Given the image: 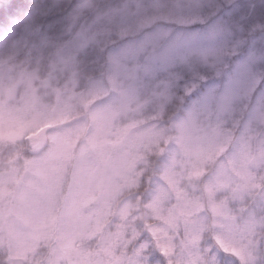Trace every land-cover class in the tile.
I'll list each match as a JSON object with an SVG mask.
<instances>
[{
  "label": "clouds",
  "instance_id": "9594fccd",
  "mask_svg": "<svg viewBox=\"0 0 264 264\" xmlns=\"http://www.w3.org/2000/svg\"><path fill=\"white\" fill-rule=\"evenodd\" d=\"M0 264H264V24L0 5Z\"/></svg>",
  "mask_w": 264,
  "mask_h": 264
},
{
  "label": "trees",
  "instance_id": "16d2710c",
  "mask_svg": "<svg viewBox=\"0 0 264 264\" xmlns=\"http://www.w3.org/2000/svg\"><path fill=\"white\" fill-rule=\"evenodd\" d=\"M262 0H258V3L256 5L259 7L260 2ZM7 2V0H0V5H4ZM65 3L68 2V0H64ZM245 0H224V3L226 4V14L228 15H237L239 17V23L240 25H249V24H255V25H262L264 24V8L252 12V9L246 8L245 10H242L240 8L233 7L234 5H240L244 3ZM260 28L257 27V31H259ZM229 251V250H227ZM231 252V251H229ZM232 253V252H231Z\"/></svg>",
  "mask_w": 264,
  "mask_h": 264
},
{
  "label": "rangeland",
  "instance_id": "374dc122",
  "mask_svg": "<svg viewBox=\"0 0 264 264\" xmlns=\"http://www.w3.org/2000/svg\"><path fill=\"white\" fill-rule=\"evenodd\" d=\"M256 3H258V0H245L244 3L240 4V6H241L240 9L245 10L246 8H248V9H252V12L253 11L256 12V11L264 8V0H262L259 3L260 4L259 7L256 5ZM246 191L248 193H250L251 195L255 196L257 198V200L259 201L260 189L258 186L254 189H251V188L246 189ZM227 250L231 251L236 256L240 255V252L236 248H231V249H227Z\"/></svg>",
  "mask_w": 264,
  "mask_h": 264
}]
</instances>
